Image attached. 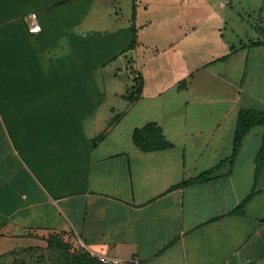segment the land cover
I'll use <instances>...</instances> for the list:
<instances>
[{"label": "crops", "instance_id": "obj_1", "mask_svg": "<svg viewBox=\"0 0 264 264\" xmlns=\"http://www.w3.org/2000/svg\"><path fill=\"white\" fill-rule=\"evenodd\" d=\"M130 2L129 24L101 36L122 28L118 0H0V255L56 234L142 264H264V128L226 162L238 113H264V45L219 50V36L200 35L205 20L183 14L168 27L193 22L197 37L105 55L151 25ZM193 40L215 49L202 59ZM147 125L167 147L134 143Z\"/></svg>", "mask_w": 264, "mask_h": 264}, {"label": "rangeland", "instance_id": "obj_2", "mask_svg": "<svg viewBox=\"0 0 264 264\" xmlns=\"http://www.w3.org/2000/svg\"><path fill=\"white\" fill-rule=\"evenodd\" d=\"M140 4L147 7V11L140 15L150 18L151 25L133 29L127 37L117 36L119 41L112 45V48L104 53L114 55L121 50L129 49L134 41L141 42L144 46L161 48L166 41L178 37L183 32H189L192 28L195 32L191 35L197 37L198 31L195 28L194 19L205 20V27L200 29L202 37H218L219 50L221 45L228 42L229 45H238V41L256 40L260 38L256 27H264V0H139ZM262 8V11H261ZM115 11L121 17L122 28L112 27L111 29H99L98 35L104 36L109 30L119 31L123 26L129 24L131 17L130 0H118L114 5ZM185 15L192 19L189 28H171L170 23L177 24L179 16ZM159 16V17H158ZM262 18L258 20V18ZM158 19L161 22H158ZM191 21V20H190ZM262 21V22H261ZM158 22V23H157ZM155 26V27H153ZM157 26V27H156ZM134 28V27H133ZM92 35L91 33H88ZM95 35V33L93 34ZM131 36H134V40ZM133 40V41H132ZM195 41V42H194ZM192 46L202 59L208 58V54L215 49L214 44L201 43L193 40ZM135 45V44H134ZM134 45L131 47L133 48ZM179 45H183L180 43ZM126 48V49H125ZM210 49V50H209ZM134 52H129V55ZM10 250L0 255V264H94L86 260L79 251H76L71 242H64L60 235L52 234L47 237L38 238L33 246H12Z\"/></svg>", "mask_w": 264, "mask_h": 264}, {"label": "trees", "instance_id": "obj_3", "mask_svg": "<svg viewBox=\"0 0 264 264\" xmlns=\"http://www.w3.org/2000/svg\"><path fill=\"white\" fill-rule=\"evenodd\" d=\"M262 11V8H261ZM135 17V8L133 6L132 8V18L134 19ZM261 20V18H260ZM133 27L131 28V31L133 32ZM257 34L260 36V39H258L257 41L254 42H250L247 46L248 47H255V46H259V45H264V27H256L255 28ZM133 40H134V36H132ZM132 40V41H133ZM134 41L131 43V45L129 46V49L134 45ZM226 58V57H224ZM223 58V59H224ZM138 83V82H137ZM139 84L138 86L136 85V89L138 90ZM253 127H263L264 128V113L262 112H256L253 110H241L238 115H237V119H236V124H235V130H234V136H233V141H232V150H231V155L230 157L227 159V163L230 165L234 158L236 157L243 138L245 137V135L253 128ZM155 135H157V138L155 137ZM133 141L134 143L146 150L149 148H163V147H167L168 145L163 142V140L161 139L158 131L154 128H152V125H147L145 126L143 129L141 130H136L133 133ZM144 144V147L143 145ZM146 146H148L146 148ZM264 163V134H263V139H262V144L260 147V150L257 154L256 157V168H255V178L259 176L262 166ZM217 167L203 172L202 174H200L198 177L193 178V179H189L188 181H186L185 183H183V185L185 184H192V183H203L206 182L210 176L215 172ZM250 196L247 197L244 201H242L239 206L235 209V211H240L243 206L249 201ZM262 222H264V219L262 220ZM83 257L90 261L91 263L94 264H98L96 260L90 258L87 254H83Z\"/></svg>", "mask_w": 264, "mask_h": 264}, {"label": "built area", "instance_id": "obj_4", "mask_svg": "<svg viewBox=\"0 0 264 264\" xmlns=\"http://www.w3.org/2000/svg\"><path fill=\"white\" fill-rule=\"evenodd\" d=\"M35 14H31L29 16L30 26L28 27V33L35 34L40 32V27L35 21ZM88 256L92 259H95L101 264H142L138 257H131L127 259L106 257L102 255H98L95 253H88Z\"/></svg>", "mask_w": 264, "mask_h": 264}]
</instances>
